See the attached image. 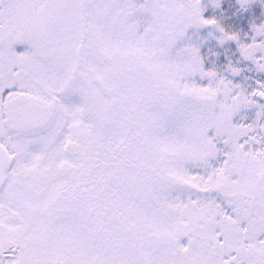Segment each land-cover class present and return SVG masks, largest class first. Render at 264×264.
<instances>
[{
    "label": "snow or ice",
    "instance_id": "obj_1",
    "mask_svg": "<svg viewBox=\"0 0 264 264\" xmlns=\"http://www.w3.org/2000/svg\"><path fill=\"white\" fill-rule=\"evenodd\" d=\"M0 264H264V0H0Z\"/></svg>",
    "mask_w": 264,
    "mask_h": 264
},
{
    "label": "rangeland",
    "instance_id": "obj_2",
    "mask_svg": "<svg viewBox=\"0 0 264 264\" xmlns=\"http://www.w3.org/2000/svg\"><path fill=\"white\" fill-rule=\"evenodd\" d=\"M234 3V0H224V5L227 7L229 4ZM258 9H256L255 12L248 13L243 19H235L234 27L237 30H242L244 32H247V26L251 19L255 18L256 14H258ZM259 22V20H257Z\"/></svg>",
    "mask_w": 264,
    "mask_h": 264
}]
</instances>
